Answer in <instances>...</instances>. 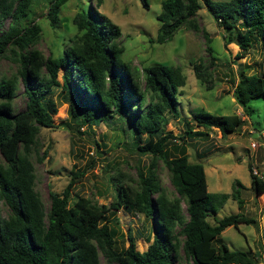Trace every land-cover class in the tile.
Masks as SVG:
<instances>
[{
  "label": "trees",
  "instance_id": "obj_1",
  "mask_svg": "<svg viewBox=\"0 0 264 264\" xmlns=\"http://www.w3.org/2000/svg\"><path fill=\"white\" fill-rule=\"evenodd\" d=\"M65 1L46 0L44 18L52 28L58 25ZM31 2L0 0V22L9 18L0 31V56L8 55L16 62L14 72L0 76V201L8 206L7 214L0 216V264H100L99 254L112 264H176L179 247L193 264L250 262L245 250L229 249L219 234L228 225L250 223L254 218L239 211L214 215L228 196L241 206V182L235 178L229 193L207 190L203 165L188 159L184 144L187 136H199L212 127L222 133L233 132L242 122L240 116L194 109L190 117L196 129L185 124L180 133L154 137L169 116L179 115L176 90L185 82L180 66L152 62L139 70L124 61L119 25L90 6H81L72 14L75 31L64 39L60 51L44 56L33 46L41 27L31 14ZM142 3L146 6L147 0ZM202 5L224 29L225 42L239 47L237 55L257 41L264 47V0H160L154 40L171 38L181 26L198 29L195 15ZM202 31L209 42L207 32ZM205 49L211 64L212 48L206 44ZM189 62L195 77L211 81L201 59ZM18 81L25 101L24 107L14 112L11 100ZM53 85L60 87L64 92L61 98L67 102V118L58 125H68L69 120L90 125L117 114L137 138L136 149L151 156L148 163L135 166L133 183L113 179L114 196L107 203L72 193L83 169L71 171L60 191L48 190L47 207L34 187L31 154L37 152L38 128L57 126L52 118L56 108L44 99ZM232 94L247 112L245 106L252 97H264V75L241 69ZM140 133L147 137L139 143ZM170 137L181 140L172 142L175 152L168 148ZM195 143L193 139L189 145ZM158 158L168 169L174 195L169 196L157 178ZM250 185L255 192H264V179L251 172ZM119 208L152 219L144 249H135L129 234L127 245L116 247L108 214ZM211 212L212 220L207 218Z\"/></svg>",
  "mask_w": 264,
  "mask_h": 264
},
{
  "label": "rangeland",
  "instance_id": "obj_2",
  "mask_svg": "<svg viewBox=\"0 0 264 264\" xmlns=\"http://www.w3.org/2000/svg\"><path fill=\"white\" fill-rule=\"evenodd\" d=\"M81 6L95 8L119 25V42L123 44L121 59L124 61L129 60L139 70L143 64L152 62L173 64L180 66L184 73L185 82L176 90L179 115L169 116L153 133L154 137L165 132L180 133L185 124L196 129L190 117V111L194 109H205L216 114L235 113L240 116L242 122L233 132L222 133L212 127L199 136H187L184 141L185 152L189 160L202 163L207 190L229 193L234 188L235 178L242 184L239 187L241 206L238 207L236 200L228 196L214 215L239 211L254 218L250 223L228 225L219 234V239L229 249H243L252 260L227 264H264V192H255L250 185V172L264 179V97H252L245 106L246 112L232 94L241 69L245 73L257 72L264 75V47L260 41L237 55L239 47L234 42H225L224 29L203 5L195 15L198 29L181 26L171 38L157 42L154 37L159 24L156 13L160 9V0H147L146 6L142 0H66L59 10L56 28H52L44 18L46 0H32L31 14L36 17L41 27V35L33 46L44 56L50 51H60L64 39L75 31L70 19ZM8 21L9 18H5L0 22V31ZM202 30L210 37L209 42H205ZM206 44L211 46L210 54L214 55L211 64L208 63ZM198 59L202 60L210 72V82L195 77L189 61ZM15 69L16 62L12 58L8 55L0 56V76L9 75ZM60 74L61 68L57 74L59 80ZM63 94L59 86L53 85L44 95V99L51 100L56 108L52 118L57 126L38 128L37 152L31 154L35 173L34 187L47 207L48 190L60 191L70 178L71 171L83 169L72 193L76 191L98 203H107L114 196L113 179L118 177L124 182L133 183L135 166L148 163L151 156L136 149L137 138L128 130L125 119L117 114L90 125L70 120L68 125H58L67 118V102L61 98ZM24 101L22 84L18 81L17 90L11 100L12 110H21ZM75 125L79 127L76 128ZM138 137L140 143L146 139L147 134L140 133ZM193 139L196 140L194 147L189 145ZM168 140V148L175 152L172 142L181 143V140L177 137H170ZM251 141L258 144L251 146ZM155 173L168 195H174L168 169L160 158L156 160ZM181 206L184 210L183 201ZM7 212L8 206L0 201V216H5ZM212 214L213 212L208 214L207 218L211 219ZM108 219L115 230L116 247L127 245L128 234L133 238L135 249L142 250L146 247L149 241L144 236L151 231L150 217L119 208L108 214ZM99 260L100 264H112L101 254ZM175 262L193 264L183 255L180 247Z\"/></svg>",
  "mask_w": 264,
  "mask_h": 264
},
{
  "label": "built area",
  "instance_id": "obj_3",
  "mask_svg": "<svg viewBox=\"0 0 264 264\" xmlns=\"http://www.w3.org/2000/svg\"><path fill=\"white\" fill-rule=\"evenodd\" d=\"M254 134H255V133H254ZM250 143H251V146H255V145L258 144V143H256L255 141H251Z\"/></svg>",
  "mask_w": 264,
  "mask_h": 264
}]
</instances>
